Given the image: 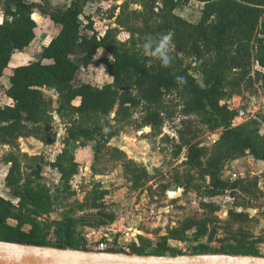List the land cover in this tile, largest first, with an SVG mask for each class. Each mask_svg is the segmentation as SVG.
<instances>
[{
    "label": "rangeland",
    "instance_id": "rangeland-1",
    "mask_svg": "<svg viewBox=\"0 0 264 264\" xmlns=\"http://www.w3.org/2000/svg\"><path fill=\"white\" fill-rule=\"evenodd\" d=\"M202 7L194 0H185L175 12L196 23ZM0 8L3 10V5ZM86 11L94 18L99 34L115 29L117 39L126 43L130 52L147 56L142 49L148 35L145 18L139 13L140 0L94 1ZM34 19L38 23L36 39L12 56L0 80V106L11 103L4 90L12 68L39 59L42 48L57 31L41 20L38 11ZM78 57L76 53L74 59ZM107 58L103 49L92 57L94 61ZM209 64L212 69L213 62ZM180 70L193 77L200 89L209 87L202 66L194 59H185ZM232 78L233 74L225 77L221 84L225 95L218 100L234 114L228 125L209 105L185 115L195 94L182 87L172 89L159 106L150 109H156L162 119L155 128L143 122L148 112L145 106L132 109L129 115L115 106L106 113L60 117L56 112L58 95L52 88H43L44 99L50 103L51 142L21 137L11 147H0V197L18 202L5 185L10 165L4 159L12 153L24 178L42 193L43 206L30 211L50 245L47 247L64 245L60 235L69 225L72 246L62 248L65 250L88 252L90 245L111 239L120 249L117 253L127 256L264 259V160L254 158L249 151L227 158L220 178L241 186L210 198L207 190L212 179L202 174L203 167L187 164V147L176 156L177 147L187 141L210 155L228 128L254 129L257 138L264 140V80H255L248 90L231 93L227 82ZM110 82L103 65L80 70L75 79V85L98 87ZM169 193L179 194L172 197ZM250 209L254 210L252 215L246 213ZM241 213L247 218L239 217ZM191 221L195 226L181 233ZM196 225L203 228L204 235H197ZM230 251L237 253L228 254Z\"/></svg>",
    "mask_w": 264,
    "mask_h": 264
},
{
    "label": "trees",
    "instance_id": "trees-1",
    "mask_svg": "<svg viewBox=\"0 0 264 264\" xmlns=\"http://www.w3.org/2000/svg\"><path fill=\"white\" fill-rule=\"evenodd\" d=\"M91 1L72 0L69 6L59 8L51 6L48 0L39 3L0 0L4 16L0 23V80L12 56L36 39V10L57 30L42 48L39 59L11 70L9 85L4 90L11 103L0 106V147H11L21 137L51 142L52 117L50 103L42 93L45 87L52 88L58 95L56 112L60 117L106 113L115 106L129 115L132 109L145 106L148 112L143 122L155 128L161 125L162 119L156 109H150L159 106L172 89L182 87L195 94L184 110L185 115L209 105L228 125L234 114L218 104L225 95L221 85L225 77L233 74L232 80L227 82L231 93L248 90L255 80H264V0H195L203 4L196 23L176 14L181 5L174 0H140L142 11L139 13L145 18L147 35L172 34L173 62L167 68L152 56L139 57L130 52L127 44L117 39L115 29L101 37L92 18L84 14L85 6ZM100 49L108 53V58L94 61L92 57ZM76 53L79 54L77 61L74 59ZM185 59H194L202 66L207 76V89H200L193 77L180 70ZM209 61L213 62L212 69ZM92 65H103L111 82L101 87L89 83L74 86L78 72ZM178 76L184 78L183 84L177 81ZM76 101L78 105H74ZM249 132L243 128L226 129L210 155L191 141L177 147L176 156L186 146L187 164L203 167L202 174L212 179L208 197L241 186L240 182L221 180L219 173L227 158L249 151L254 158L264 160V140L257 138L254 129ZM84 134L89 136L88 132ZM204 158L207 159L204 161ZM4 162L10 165L5 185L18 202L14 204L0 197V241L50 246L30 211L43 206L41 191L24 178L21 164L12 153L6 155ZM56 166L64 172L62 167ZM239 217L247 218L242 213ZM187 224L181 233L195 226L192 221ZM204 232L196 225L197 235L202 236ZM70 237L67 225L60 235L64 245L59 243L55 247H71ZM234 253L237 252H228Z\"/></svg>",
    "mask_w": 264,
    "mask_h": 264
},
{
    "label": "water",
    "instance_id": "water-1",
    "mask_svg": "<svg viewBox=\"0 0 264 264\" xmlns=\"http://www.w3.org/2000/svg\"><path fill=\"white\" fill-rule=\"evenodd\" d=\"M176 197L179 193H169ZM168 196L172 198L170 195ZM252 215L254 210H247ZM0 264H264L263 258L230 255L135 257L22 245L0 241Z\"/></svg>",
    "mask_w": 264,
    "mask_h": 264
},
{
    "label": "clouds",
    "instance_id": "clouds-1",
    "mask_svg": "<svg viewBox=\"0 0 264 264\" xmlns=\"http://www.w3.org/2000/svg\"><path fill=\"white\" fill-rule=\"evenodd\" d=\"M174 47L172 34H163L158 37L147 36L144 43L142 44V49L144 54L147 56L154 57L162 67H170L173 62V57L171 55V50ZM177 81L183 84L184 78L177 77ZM104 132L108 131V128L103 129Z\"/></svg>",
    "mask_w": 264,
    "mask_h": 264
},
{
    "label": "crops",
    "instance_id": "crops-1",
    "mask_svg": "<svg viewBox=\"0 0 264 264\" xmlns=\"http://www.w3.org/2000/svg\"><path fill=\"white\" fill-rule=\"evenodd\" d=\"M27 2H29V3H39L40 2V0H26ZM71 1L72 0H48V2L51 4V6H53V7H59V8H65V7H67V6H69L70 5V3H71ZM94 1H98V2H100V0H92L91 2H89L86 6H85V8H84V14L85 15H87V16H90L91 18H92V20L94 21V18L89 14V13H86L87 11V6L89 5V4H92V3H94ZM102 4H107V2H105V1H102L101 2ZM199 4V3H198ZM180 7H178L177 9H179ZM176 9V10H177ZM37 11V10H36ZM39 15H40V13H39ZM40 18H41V20H44L45 22H46V20L40 15ZM3 19H4V16H3V10L0 8V23H2L3 22ZM36 21V20H35ZM37 23V22H36ZM38 24V23H37ZM49 24H51V25H53V26H55L53 23H50L49 22ZM94 27H95V24H94ZM95 30L97 31V29L95 28ZM98 32V31H97ZM107 32V31H106ZM106 32H104V33H98L101 37L102 36H104L105 34H106ZM50 41V40H49ZM47 45V44H46ZM41 53V52H40ZM74 86H79L80 84H76L75 85V81H74ZM8 86V85H7ZM6 86V87H7ZM5 87V88H6ZM77 103H78V101H76Z\"/></svg>",
    "mask_w": 264,
    "mask_h": 264
},
{
    "label": "built area",
    "instance_id": "built-area-1",
    "mask_svg": "<svg viewBox=\"0 0 264 264\" xmlns=\"http://www.w3.org/2000/svg\"><path fill=\"white\" fill-rule=\"evenodd\" d=\"M176 4L179 6L182 5L185 0H174ZM195 1V0H194ZM201 4V3H199ZM233 178H236L235 175H233ZM119 247L115 245L113 240L111 239H104L97 243H94L93 245L89 246L88 252L91 253H106V254H118Z\"/></svg>",
    "mask_w": 264,
    "mask_h": 264
},
{
    "label": "bare ground",
    "instance_id": "bare-ground-1",
    "mask_svg": "<svg viewBox=\"0 0 264 264\" xmlns=\"http://www.w3.org/2000/svg\"><path fill=\"white\" fill-rule=\"evenodd\" d=\"M171 195V194H170Z\"/></svg>",
    "mask_w": 264,
    "mask_h": 264
}]
</instances>
